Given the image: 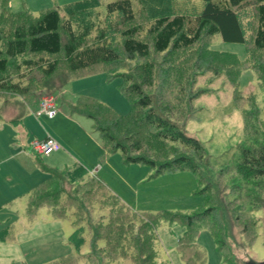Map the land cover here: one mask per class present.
<instances>
[{
    "label": "rangeland",
    "instance_id": "374dc122",
    "mask_svg": "<svg viewBox=\"0 0 264 264\" xmlns=\"http://www.w3.org/2000/svg\"><path fill=\"white\" fill-rule=\"evenodd\" d=\"M77 1L81 0H9L5 10L24 11L38 17L45 9L58 7L63 11L66 5ZM99 1L103 12L112 0ZM254 12L251 6L242 11L249 38L247 48L252 47ZM217 51L234 53L242 61L246 59L245 45L226 43L220 35L204 36L194 48L171 53L157 65L152 93L159 112L158 97L162 92L176 94L182 88L181 83L184 87L191 84L198 87L210 80L205 93L195 102L196 108L202 109L196 117L186 120V133L202 141L212 161L221 162L225 151H230V145L242 136V97L255 95L264 119V73L260 76L251 69L256 64L238 74L230 70L227 75L205 72L206 68L214 69L223 63L220 58L225 57ZM128 67L98 64L73 72L59 57L57 72L49 80L52 82L37 83L27 97L3 95L0 98V236L6 235V240H0V264H50L69 254L88 256L90 220L104 219L112 211L118 212L122 205L144 221L155 219L158 223L155 243L158 262L184 264L176 246L191 217L197 231L194 239L205 256L203 264H263V194L261 199L254 190L248 189L246 193L256 197L251 201L254 212L243 210L237 204L240 202L237 197L228 196L230 204L224 200L223 192H228L235 182H229L232 184L225 188V182L221 181L225 191H214L218 199L215 215L211 212L216 203L214 195L190 169L154 176V170L148 165L125 163L121 150L113 151L104 142L95 122L74 111L80 102L90 99L87 102L91 105L101 104L118 116L128 115L136 100L135 96L123 92L129 86L126 75L133 71L132 65ZM198 71L202 74H197ZM47 94L56 100L58 111L53 118L36 115L41 97ZM234 101L239 109L231 111L229 105ZM253 111H256L254 107ZM48 138L54 139L60 149L37 155L33 143ZM79 164L85 172L82 178L72 180L66 168L78 171ZM41 184H45L38 196L41 205L29 214V203L36 198L33 190ZM138 222L142 220L137 218ZM78 227L83 228L85 239L79 250L69 241ZM215 236L224 240L222 250ZM93 254H98L96 249ZM87 256L81 259L82 264ZM108 264L133 263L118 260Z\"/></svg>",
    "mask_w": 264,
    "mask_h": 264
},
{
    "label": "trees",
    "instance_id": "16d2710c",
    "mask_svg": "<svg viewBox=\"0 0 264 264\" xmlns=\"http://www.w3.org/2000/svg\"><path fill=\"white\" fill-rule=\"evenodd\" d=\"M8 4L9 0H0V98L3 95L27 97L37 83L52 82L49 80L57 72L59 57L73 72L98 64L132 65V73L128 71L126 75L129 86L123 89L127 96L136 97L128 115L118 116L101 104L91 105L87 102L92 101L90 99L80 102L74 111L95 122L104 142L113 151L120 149L125 163L148 165L154 170V176L190 169L214 195L216 203L211 212L215 215L218 209L216 193L224 190L221 181L225 182V188L235 182L228 192H223L228 204V196L237 197L240 200L237 204H241L243 210L254 212L251 201L256 197L246 191L254 190L261 199L264 195V119L256 96L242 97L241 139L230 145L231 150L225 151V158L219 162L212 161L202 141L186 133V120L196 117L202 109L196 108L195 102L205 93L210 80L198 87L195 84L184 87L181 83L182 88L176 94L162 92L158 97L159 112L152 91L155 90L153 79L157 65L171 53L194 48L204 36L220 35L226 43L246 47L243 61L234 53L217 51L225 57L220 58L223 63H218L214 69L206 68L205 72L227 75L230 70L238 74L256 64L251 69L261 76L264 73V0H112L103 12L99 0H81L69 3L63 11L58 7L45 9L38 17L24 11L5 10ZM250 6L255 10L256 22L252 47L247 48L249 38L242 11ZM197 74L202 73L198 71ZM163 102L166 105H162ZM229 108L233 111L239 106L236 107L234 101ZM98 113L105 116L99 117ZM77 170L71 172L66 168V174L72 176V180L82 178L85 168L79 164ZM44 185L33 190L36 198L29 203V214L41 205L38 196ZM121 207L104 219L90 220L91 253L88 256L69 254L50 264H82L81 259L86 256L84 264H108L118 260L133 264H165L157 260L156 220L146 222L128 208ZM137 218L142 222L136 223ZM187 220V230L176 250L184 264H203L204 253L194 239L196 225L191 217ZM216 239L222 250L224 240ZM0 240H6V235L0 236ZM69 241L79 250L85 242L83 228L78 227ZM94 249L98 254H93ZM224 256L226 258L225 253Z\"/></svg>",
    "mask_w": 264,
    "mask_h": 264
},
{
    "label": "built area",
    "instance_id": "2783aa9c",
    "mask_svg": "<svg viewBox=\"0 0 264 264\" xmlns=\"http://www.w3.org/2000/svg\"><path fill=\"white\" fill-rule=\"evenodd\" d=\"M57 104L56 100L51 94H47L46 96L41 97L39 110L36 112L37 116H47L49 118H53L57 114ZM60 146L58 143L51 138L43 142L33 143V150L40 156L47 155L52 152L58 151Z\"/></svg>",
    "mask_w": 264,
    "mask_h": 264
},
{
    "label": "crops",
    "instance_id": "0c3cea01",
    "mask_svg": "<svg viewBox=\"0 0 264 264\" xmlns=\"http://www.w3.org/2000/svg\"><path fill=\"white\" fill-rule=\"evenodd\" d=\"M35 152V151H34ZM36 153V152H35ZM37 154V153H36ZM38 155V154H37Z\"/></svg>",
    "mask_w": 264,
    "mask_h": 264
},
{
    "label": "water",
    "instance_id": "95a60500",
    "mask_svg": "<svg viewBox=\"0 0 264 264\" xmlns=\"http://www.w3.org/2000/svg\"><path fill=\"white\" fill-rule=\"evenodd\" d=\"M264 264V263H263Z\"/></svg>",
    "mask_w": 264,
    "mask_h": 264
}]
</instances>
